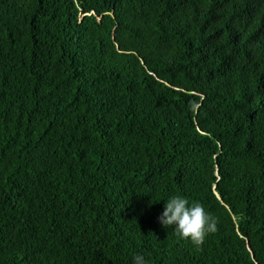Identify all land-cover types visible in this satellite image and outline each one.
Segmentation results:
<instances>
[{
	"label": "trees",
	"instance_id": "1",
	"mask_svg": "<svg viewBox=\"0 0 264 264\" xmlns=\"http://www.w3.org/2000/svg\"><path fill=\"white\" fill-rule=\"evenodd\" d=\"M136 254L264 264V0H0V264Z\"/></svg>",
	"mask_w": 264,
	"mask_h": 264
},
{
	"label": "clouds",
	"instance_id": "2",
	"mask_svg": "<svg viewBox=\"0 0 264 264\" xmlns=\"http://www.w3.org/2000/svg\"><path fill=\"white\" fill-rule=\"evenodd\" d=\"M158 222L196 247L203 245L206 237L217 231V219L201 203H190L182 195H173L165 200ZM131 264H148V261L144 255L136 254Z\"/></svg>",
	"mask_w": 264,
	"mask_h": 264
}]
</instances>
